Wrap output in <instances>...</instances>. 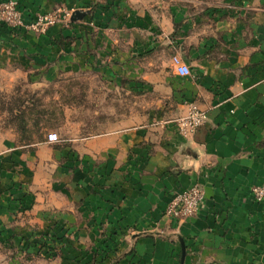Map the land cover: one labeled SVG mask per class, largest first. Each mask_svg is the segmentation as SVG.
<instances>
[{"label": "crops", "instance_id": "1", "mask_svg": "<svg viewBox=\"0 0 264 264\" xmlns=\"http://www.w3.org/2000/svg\"><path fill=\"white\" fill-rule=\"evenodd\" d=\"M15 1L25 22L56 9L79 17L43 33L0 24V90L90 63L100 75L93 108L66 111L77 118L66 120L62 154H47L55 142L45 137L23 149L0 129L1 238L57 237L45 241L46 257L32 255L36 264H264V201L249 190L264 183V0L192 7L180 23L150 0ZM156 38L177 43L165 63L171 74L133 58ZM179 63L188 75L175 73ZM189 103L206 117L183 137L166 121ZM192 184L203 192L197 213L166 217L172 195Z\"/></svg>", "mask_w": 264, "mask_h": 264}, {"label": "rangeland", "instance_id": "2", "mask_svg": "<svg viewBox=\"0 0 264 264\" xmlns=\"http://www.w3.org/2000/svg\"><path fill=\"white\" fill-rule=\"evenodd\" d=\"M225 1L150 0L149 4L150 9H154L158 13L167 11L171 14L172 12L173 17V12H175L176 16L181 18L178 22L180 23L182 20L187 22L189 18H192V7L196 8L198 13H202L209 7L218 6ZM74 12L79 17V13L77 11ZM157 30L154 34L157 33ZM170 36L173 37V33L168 35L169 40ZM156 41L157 44L151 45L152 47L148 51L133 58L147 56L150 63H155L152 68L157 71L160 70L157 75H165V71L171 74V67L165 63L166 58L175 52L174 49L177 47V43L169 44L165 38L162 40L156 38ZM180 43L186 46L184 51L180 53L181 58L185 62L192 60V53H189L188 43L183 35ZM92 56L93 52L90 51L88 54L89 58L84 59H91L90 61H92ZM75 58L76 56L71 55L67 61L73 63ZM90 65V68H69L65 72L63 70V75L61 74L62 71L59 72L52 82L41 81L31 84V78L26 75L24 78H18L12 84L7 85L6 91L0 90V129L4 128L6 135L14 137V143L29 144L23 149L30 148L31 150H34V144L44 140L47 132L54 131L58 135L59 140L47 147L45 151L47 154L49 152L50 154H62L65 151L63 139H66L72 130V124H67L66 120L77 118L76 112H71L67 115V109L81 108L83 110L86 108L91 110L94 105L93 92L99 85L95 83L96 81L93 78L100 74L93 69L92 63ZM148 65L149 67L152 66V64ZM155 93L158 92L152 89L149 90L150 109L156 107ZM80 116L90 121L93 118L92 116L82 115V113H80ZM31 236H35L32 241L29 240L28 236H26L27 238H22L23 240L16 238L15 241L13 236H8L5 239L1 238L0 233V264H36V262L31 260L32 255L47 256V251L44 252L47 249L44 241H52L53 245L59 240L57 237L53 239L48 233ZM26 240L29 241L26 242Z\"/></svg>", "mask_w": 264, "mask_h": 264}, {"label": "built area", "instance_id": "3", "mask_svg": "<svg viewBox=\"0 0 264 264\" xmlns=\"http://www.w3.org/2000/svg\"><path fill=\"white\" fill-rule=\"evenodd\" d=\"M71 14V11L67 9H56L36 13L25 22L15 0L0 1V24L10 29L21 27L36 33H43L49 25L56 22L66 24ZM174 71L180 76L189 74V69L183 63L177 64ZM205 117V110L189 103L183 114L167 120L166 123L174 127L177 134L185 137L194 133L204 123ZM58 140L57 134L53 131H49L45 135L47 142H57ZM249 190L255 202L264 201V183L254 184ZM202 202L203 192L201 188L197 184H192L172 195L164 208V215L172 219L191 217L197 213Z\"/></svg>", "mask_w": 264, "mask_h": 264}, {"label": "water", "instance_id": "4", "mask_svg": "<svg viewBox=\"0 0 264 264\" xmlns=\"http://www.w3.org/2000/svg\"><path fill=\"white\" fill-rule=\"evenodd\" d=\"M77 17H78L77 13L74 12V14L72 15V18L75 19Z\"/></svg>", "mask_w": 264, "mask_h": 264}, {"label": "trees", "instance_id": "5", "mask_svg": "<svg viewBox=\"0 0 264 264\" xmlns=\"http://www.w3.org/2000/svg\"><path fill=\"white\" fill-rule=\"evenodd\" d=\"M44 243L46 244V242L44 241Z\"/></svg>", "mask_w": 264, "mask_h": 264}]
</instances>
